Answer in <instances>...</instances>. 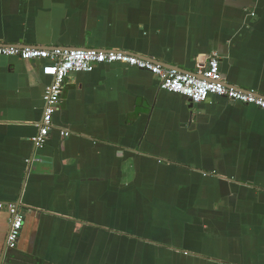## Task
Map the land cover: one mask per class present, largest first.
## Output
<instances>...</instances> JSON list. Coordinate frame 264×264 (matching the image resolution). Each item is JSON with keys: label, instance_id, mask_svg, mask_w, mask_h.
Segmentation results:
<instances>
[{"label": "crops", "instance_id": "crops-1", "mask_svg": "<svg viewBox=\"0 0 264 264\" xmlns=\"http://www.w3.org/2000/svg\"><path fill=\"white\" fill-rule=\"evenodd\" d=\"M0 44L188 73L215 53L227 85L264 97V0H0ZM45 63L0 58V202L24 218L8 249L0 208V264H264V109L102 63L66 77L37 147Z\"/></svg>", "mask_w": 264, "mask_h": 264}, {"label": "built area", "instance_id": "built-area-1", "mask_svg": "<svg viewBox=\"0 0 264 264\" xmlns=\"http://www.w3.org/2000/svg\"><path fill=\"white\" fill-rule=\"evenodd\" d=\"M3 56H16L25 60H46L42 71L51 76V81L46 85L42 96L43 115L38 134L34 138L37 147L44 144L49 131L54 127L53 115L58 109L66 77L73 72H90L97 64L102 63L122 62L147 70L158 77L161 89L182 94L190 102H202L210 95H217L231 102L254 104L264 109V97L252 91L229 86L224 82L219 69L218 55L215 53L207 58L196 73L164 67L136 54L115 49L49 48L0 44V57ZM60 133L62 136L69 134L64 129H61ZM3 207H6L11 214L6 248L13 249L17 246L24 218L14 203L0 202V208Z\"/></svg>", "mask_w": 264, "mask_h": 264}, {"label": "water", "instance_id": "water-1", "mask_svg": "<svg viewBox=\"0 0 264 264\" xmlns=\"http://www.w3.org/2000/svg\"><path fill=\"white\" fill-rule=\"evenodd\" d=\"M0 58L6 60L8 57H4V56H3V57H0Z\"/></svg>", "mask_w": 264, "mask_h": 264}, {"label": "rangeland", "instance_id": "rangeland-1", "mask_svg": "<svg viewBox=\"0 0 264 264\" xmlns=\"http://www.w3.org/2000/svg\"><path fill=\"white\" fill-rule=\"evenodd\" d=\"M177 251H179V250H177Z\"/></svg>", "mask_w": 264, "mask_h": 264}]
</instances>
